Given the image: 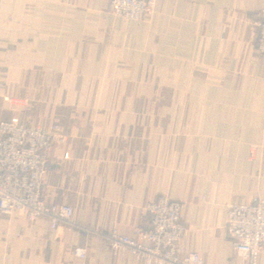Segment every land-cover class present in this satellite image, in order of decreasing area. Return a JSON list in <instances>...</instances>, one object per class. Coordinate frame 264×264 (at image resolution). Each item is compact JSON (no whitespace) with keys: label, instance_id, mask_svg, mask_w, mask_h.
Listing matches in <instances>:
<instances>
[{"label":"crops","instance_id":"0c3cea01","mask_svg":"<svg viewBox=\"0 0 264 264\" xmlns=\"http://www.w3.org/2000/svg\"><path fill=\"white\" fill-rule=\"evenodd\" d=\"M263 10L162 0L136 28L107 0H0V121L59 128L43 199L75 210L57 229L0 214V264H144L104 236L150 230L162 196L182 206L181 254L247 264L225 225L264 201Z\"/></svg>","mask_w":264,"mask_h":264},{"label":"built area","instance_id":"2783aa9c","mask_svg":"<svg viewBox=\"0 0 264 264\" xmlns=\"http://www.w3.org/2000/svg\"><path fill=\"white\" fill-rule=\"evenodd\" d=\"M161 1L107 0V3L111 15L138 28L145 17L154 15ZM257 50L264 55V21L258 25ZM63 139L57 126L33 128L21 123L18 115L9 122L0 121L1 215L17 214L30 222L47 219L52 229L74 222L75 210L71 206L47 204L43 199L49 152ZM181 209L180 203L162 196L145 207L151 219L150 230L136 229L134 237L122 236L118 231L105 235L114 257L126 251L144 264H205L200 254L180 252L187 232L181 222ZM225 231L234 250L247 264H259L264 253V201L258 199L250 205L228 207ZM75 256L81 260L86 257L82 249H76Z\"/></svg>","mask_w":264,"mask_h":264}]
</instances>
